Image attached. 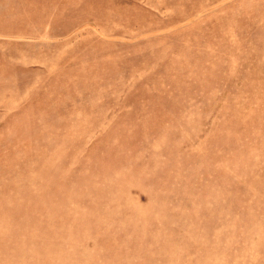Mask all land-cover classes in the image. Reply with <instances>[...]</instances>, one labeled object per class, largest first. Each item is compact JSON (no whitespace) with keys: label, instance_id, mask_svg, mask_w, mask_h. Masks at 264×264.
<instances>
[{"label":"rangeland","instance_id":"rangeland-1","mask_svg":"<svg viewBox=\"0 0 264 264\" xmlns=\"http://www.w3.org/2000/svg\"><path fill=\"white\" fill-rule=\"evenodd\" d=\"M0 264H264V0H0Z\"/></svg>","mask_w":264,"mask_h":264}]
</instances>
